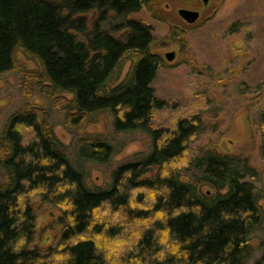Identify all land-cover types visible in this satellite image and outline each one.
Masks as SVG:
<instances>
[{
	"label": "trees",
	"instance_id": "1",
	"mask_svg": "<svg viewBox=\"0 0 264 264\" xmlns=\"http://www.w3.org/2000/svg\"><path fill=\"white\" fill-rule=\"evenodd\" d=\"M160 1L0 0V77L19 72L24 93L63 112L69 132L107 115L114 134L140 132L150 142L116 163L121 149L101 134L65 146L48 110L13 113L0 134V264H247L249 238L264 229L255 187L264 173L245 156L191 153L205 132L200 114L152 127L154 112L169 108L152 88L165 64L153 27L132 15ZM108 21L128 30L122 40L103 32ZM257 123L264 162V112ZM92 166L105 168L101 185ZM36 197L63 226L46 252L31 247Z\"/></svg>",
	"mask_w": 264,
	"mask_h": 264
},
{
	"label": "rangeland",
	"instance_id": "2",
	"mask_svg": "<svg viewBox=\"0 0 264 264\" xmlns=\"http://www.w3.org/2000/svg\"><path fill=\"white\" fill-rule=\"evenodd\" d=\"M179 9L198 11L200 17L188 25L179 18ZM85 18L91 28L97 16L89 13ZM132 18L153 27L154 51L165 64L152 88L169 108L154 112L152 127L170 128L180 118L200 114L205 132L195 138L191 153L211 147L221 154L245 156L255 170L264 173L257 123L264 112V0H210L206 7L201 0H162L150 11L142 9ZM103 32L122 40L128 30L120 31L108 21L103 24ZM167 52H175L173 62L165 60ZM18 59L26 68L32 67L20 54ZM128 69L126 64L119 80ZM25 105L48 110L54 134L65 146L82 134H101L121 149L114 159L116 163L149 149V139L140 132L114 134L107 115L99 116L95 124L82 130L67 131L63 112L35 90L28 96L24 93L19 72L0 77V134L7 119ZM92 167V181L101 185L105 168ZM255 187L264 212V175ZM30 205L36 217L31 247L44 252L54 249L63 233L60 216L37 197ZM248 247L251 255L247 264H264V229L249 238Z\"/></svg>",
	"mask_w": 264,
	"mask_h": 264
},
{
	"label": "water",
	"instance_id": "3",
	"mask_svg": "<svg viewBox=\"0 0 264 264\" xmlns=\"http://www.w3.org/2000/svg\"><path fill=\"white\" fill-rule=\"evenodd\" d=\"M210 0H201L204 7L208 6ZM180 19H182L188 25L196 23L200 15L198 11H192L187 9H179L177 12ZM164 58L167 62H173L176 58L175 52H167L164 54Z\"/></svg>",
	"mask_w": 264,
	"mask_h": 264
}]
</instances>
